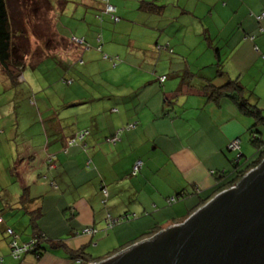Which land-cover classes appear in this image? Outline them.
<instances>
[{
	"label": "crops",
	"instance_id": "obj_1",
	"mask_svg": "<svg viewBox=\"0 0 264 264\" xmlns=\"http://www.w3.org/2000/svg\"><path fill=\"white\" fill-rule=\"evenodd\" d=\"M87 1L90 4L86 7L82 2L87 14H92L89 10L99 11L94 12V17L103 19L99 23L103 26L112 24L104 7L115 8L119 19L114 27L117 39L131 33L136 36L129 39L132 47L125 52L118 50L114 34L109 40L102 36V42H91L81 51L78 62L69 49L64 60L46 56L34 65L24 66L37 69L54 59L62 66L63 74L49 88L36 85L41 96H33L30 89L32 103L28 109L14 107L20 111L15 117L16 128L25 132L22 149L16 147L17 154L11 150V156L18 158L17 169L12 170L16 180L11 185L17 182L18 189L15 186L6 191L3 187L0 191V210H5L0 212L3 264H74L61 250L45 252L40 260L33 255L21 261L11 258L5 229L25 231L29 224L27 213L18 204L23 189L29 188L35 199L31 211L41 207L43 212L47 198H58L56 204L61 201L62 208L66 207L63 214L69 212L71 220L75 219L71 226L62 218L55 223L66 230L65 244L74 251L86 248L99 262L128 248L155 226L164 229L183 222L196 208L199 197L216 185L213 172L232 170L228 155L231 141L240 142L242 163L253 156L243 152L249 150L246 141L249 136L251 143L253 117L245 115L230 97L211 98L210 84L222 88L230 81L238 82L244 89L242 97L248 98L264 116V18L256 19L264 12V0H108L105 6L101 0ZM58 28L59 24L57 35L69 41L72 36L65 34L64 29L63 34L59 33ZM140 42L147 49H142ZM100 48L109 56H101ZM168 48L176 52L172 53L174 57ZM122 54L125 60L132 56L136 65L114 68L115 58ZM219 60L221 66H217ZM92 63L103 64L107 69L97 71ZM144 70L149 78L141 87ZM126 71H131L132 79L140 76V83L129 84L130 79L124 78ZM164 76L167 78L161 82ZM97 77L104 83H99V91L94 87ZM123 79L127 84L119 82ZM83 106L82 110L75 109ZM83 130L90 132L86 143L70 146L64 152L66 141ZM137 159L143 160L144 167L138 176L131 177ZM126 178L132 180L128 187L123 184ZM95 179L106 187L108 184L111 207L101 209L102 196ZM123 193L131 196L132 207L122 206L123 198L117 199ZM180 193L184 197L168 206L167 200ZM107 213L113 217L144 213L147 216L142 218H147L133 222L131 234L137 235L130 239L125 226L98 239L97 229L105 227ZM38 224L50 239L65 234L51 233L43 226L42 217ZM86 229L97 233L85 234ZM25 237L21 235L22 240Z\"/></svg>",
	"mask_w": 264,
	"mask_h": 264
},
{
	"label": "rangeland",
	"instance_id": "obj_2",
	"mask_svg": "<svg viewBox=\"0 0 264 264\" xmlns=\"http://www.w3.org/2000/svg\"><path fill=\"white\" fill-rule=\"evenodd\" d=\"M83 1H85L84 2L85 7L90 4L87 0H66L65 3L64 0H8L7 1L9 7V14L12 22V29L14 32V45L17 47L16 52L21 62V67L19 68L18 71L19 76L17 78V80H20L21 85H18V83L12 84L10 79L5 75L4 70L0 67V191L3 187L6 188V191L13 189L15 186L18 189L17 182L11 185V182L16 180V178L12 177V170L17 169L15 162L18 160L16 155L11 156V152H12L11 150L14 149L13 153L17 154V150L15 148L20 146V149H22L21 147V142L23 140L22 135L23 132H25V130H22V128L21 130L16 128L15 117L16 114L20 115V111L18 108L14 110L15 105L17 106L19 105L24 109H28L29 106L28 104L29 102L32 101V99L30 100L29 98V94H30L29 90L30 89L33 90L34 93L33 96H35V93L36 94L39 93L38 96H41L42 91L41 90L36 91L35 90L36 85L39 88H46V87L49 88L50 84H52L55 80L58 79L57 77H59V74L60 75L63 74V71L61 70L62 66L57 65L54 59H50L47 62H43L37 69L33 68V66L25 67L24 71L22 70V77H21L22 66L34 65L38 61L45 59L46 56H51V57L58 56L59 58L58 60L60 59L64 60L67 54L66 51H68L69 49H71V51L73 50L72 52H70V54L72 57H74V60H77L78 62L80 59L79 57L81 55V51L85 50L84 48H86L84 44L90 47L91 42L97 41L98 40L97 38L98 37L102 38V36L103 38L106 37L109 40V37L114 36L115 34L114 32H116L114 29V27L117 24L116 22L117 19L115 18L118 17L116 11L106 14V16H109L110 19H112L111 20L112 24H106L103 26L100 25L103 23V19L101 18L98 19V17L97 19H95L94 17V12L96 13H100V12L94 9L93 11L89 10L88 13H92L89 16L86 12L84 5L82 4ZM97 1L99 2L100 0ZM64 4H66V6L63 9ZM94 6L98 8L100 7V4L94 3ZM58 24H59V28H58L59 33L63 34V29H64L65 34L72 36L71 39H69V41H63L62 36L57 35L56 29ZM134 29L138 30L139 28L135 27ZM135 36L136 35L131 33L130 36H124V37L119 36L120 39H117V34H115L113 40H115L117 45L119 46L118 50L125 52L128 48L132 47L129 39H134ZM85 39L89 43H87ZM145 39L147 40L148 37L146 36ZM137 45H139V42L137 43ZM140 47L142 49H147L148 46L140 42ZM98 50L101 51L102 53L101 56L108 55V53L106 51H102L101 48ZM129 52L131 51L129 50ZM110 57H114V56L110 55ZM125 57L126 56L122 54L120 55L119 58L117 57L115 58L114 63L113 62H109V63L110 64L113 63L112 64L113 67L114 65H116V68L118 66H122L123 64L125 65L124 67L126 68H132V66L136 65L134 64V62H136L137 60L135 61L132 56H129V58L127 57V60H125ZM172 57H174L173 54ZM145 60L147 61V57L145 58ZM92 67L96 68L97 71L99 69L101 70L107 69L105 65L98 63H92ZM130 72L131 71H126L124 78L130 79L129 84H134L135 86L137 81L139 82L140 76L138 77V80L137 77L132 79V74H130ZM142 73L144 76H142L143 82L142 84H140V86L144 87L146 86L145 81H147L149 77H147L148 75L147 70H144ZM125 79L119 82L127 84V82H125L127 80ZM59 82H61V80H59ZM99 83L104 84L101 78L97 77L96 84H94L96 91L100 90ZM225 89L226 88L224 87L221 88V92L227 93L225 92L226 91ZM54 92L56 93V89L54 90ZM84 107L85 106L76 107L75 109L82 110L84 109ZM33 129L37 131V128L35 126L33 127ZM260 131L262 132L261 136L264 138L263 129L260 128ZM246 144L248 145L249 150L246 151L244 149L243 151L244 154L246 156L255 155L256 148L253 147V145L250 143L249 136L246 141ZM238 151L240 153V150L229 151L230 153H228V155L230 156L231 160H234L236 158V155H233L232 152L236 153ZM123 181H124L123 184L127 185V187L132 182L131 179L128 180L127 178L124 179ZM94 183L98 185L97 187H99V193L102 196V200L100 203L101 209H104L106 206L111 207L112 205L111 199L109 200L108 198H106V196L103 197L102 195L101 187L103 183H101L100 179L99 180L95 179ZM4 184L5 186H3ZM83 188L84 187L81 188L82 191ZM107 188H109L108 184H107ZM143 195L146 196L145 193ZM172 198H169V201L168 200L167 201L170 202V199ZM105 199H107V202L106 204H103L102 201H104ZM117 199L119 201L122 199L123 200L122 206L125 205L127 208L132 207L134 205L131 200V196L128 193L117 195ZM46 200H49V202L45 201V205H43V213H44V215L42 216L43 226L46 227L47 230H49L54 235H60L61 233H65L66 230L62 229L59 226L57 227L55 225L56 221L62 218L65 220V222L70 224L69 226H71V224L75 221V219L71 220L72 215L69 212L65 215L63 214V212L66 210V207L62 208L63 206L61 201L56 204L58 198L49 197ZM108 214L109 213L105 214V216ZM129 215H130L129 220L124 219L114 227V228H118L125 226V234L131 235L127 237L128 239L137 235V234H133L132 236L131 234L133 231L132 228L133 222H136L138 220H140V222H143V220L147 218V217L142 218L143 216H147L144 213L129 214ZM106 218L103 221L105 227L102 230L97 229V231H99L97 235L100 236L98 237V239H100L101 237H107L108 235H111L114 230V228L111 229L108 228V223ZM112 218L113 220H115L119 217L112 216ZM30 230H31L30 228H27L25 229V231H23L22 229L19 231L22 232L21 233L22 236H29L31 233ZM66 235L67 234L65 233L64 235H61V237L57 239L66 240L67 239ZM100 248L104 249V246L101 245ZM91 253L93 252L91 251Z\"/></svg>",
	"mask_w": 264,
	"mask_h": 264
},
{
	"label": "water",
	"instance_id": "obj_3",
	"mask_svg": "<svg viewBox=\"0 0 264 264\" xmlns=\"http://www.w3.org/2000/svg\"><path fill=\"white\" fill-rule=\"evenodd\" d=\"M89 264H264V159L183 222Z\"/></svg>",
	"mask_w": 264,
	"mask_h": 264
},
{
	"label": "trees",
	"instance_id": "obj_4",
	"mask_svg": "<svg viewBox=\"0 0 264 264\" xmlns=\"http://www.w3.org/2000/svg\"><path fill=\"white\" fill-rule=\"evenodd\" d=\"M7 1L8 0H0V67L4 70L5 75L10 79L12 84L18 83V85H21L20 80H17L19 76L18 71H19V68L21 67V62L16 52L17 47L14 45V32L12 29V22H11V17L9 14V7L7 4ZM65 2L66 0H64V3ZM65 6L66 4H64L63 9ZM153 6L154 5H152V8ZM154 8L158 9V7L156 6H154ZM262 14L257 16L256 19L258 20V17L262 16ZM160 49H162V47ZM168 52H170L171 54L172 53L176 54V52H174L170 48H168ZM221 64L223 63L222 61L219 60L217 66H221ZM23 68H24V65L21 68V73H22V70H24ZM64 80L66 79L63 78V81ZM210 86L213 87L211 89L212 91L211 98L217 99L223 95L230 97L236 101L239 108L244 112L245 115H250L253 117L254 124L251 128V131H252L251 143L253 147L256 148V150H255V155H253L249 159H246L244 163L240 161L243 157L239 159V162L236 161L237 154H238L236 152V158L234 160H231V163L233 166L232 170L223 171V172L214 171L216 185L213 187V189L209 190L208 192H205L199 197V203L196 205V208L192 212H190L186 218H188L194 211H196L199 207L204 205L206 202H208L218 193L235 186L245 176V174L248 171L257 167L261 163V161L264 159V138L261 136L262 132L260 131V128H262L263 133H264V116L262 115L261 110L256 105H253L252 103H250L248 98L242 97L244 89L238 82H235V81L228 82L226 87H224L226 88L225 92L227 93L221 92V88H215L211 84ZM133 127L135 128V125ZM89 133H90L89 130H83L77 133L75 137L70 138L68 141H66L65 145L67 146L64 148L63 151L68 152V148L70 146H75L77 144L84 145L86 143V139H85L86 135H88ZM51 158L52 159L49 160L50 164H52L53 159H54L53 157ZM137 161H141L142 166L140 170L137 171L136 174H134V167ZM143 167H144L143 160L137 159L135 163L133 164V167L131 170V176L133 177L138 176L141 173ZM44 179H46V177H44ZM3 189L4 188H2V190ZM101 189H102L103 197L106 196V198H108L109 196L108 190H107V187L104 185V183ZM184 195H185L184 193H180L177 196H174V201L172 202H168L169 201L168 199L167 202L169 206H173L174 204L179 202L184 197ZM18 199H19L18 204L21 207L20 209L22 211L25 210V213H27L28 215L29 224L28 226L26 225V227L31 229L30 230L31 233L29 236H26L22 240L21 233L19 231L16 232V230L13 227H7L5 229V232L9 238L11 258L17 261H21V259H24L25 256L33 255L36 259L40 260L41 257H43L45 252H49L50 250H61V251H64V254L67 255L69 259H71L74 262V264H89L92 262H96V258L93 257L89 252H87L86 248H80L79 250H75V251L70 250L65 244L64 242L65 240H62V239L55 240V239H50L47 237V235L40 229L39 224H38L40 217L43 216L42 208L36 207L32 211L30 209L32 203L35 202V199H33L32 195L30 194L29 188L23 189ZM3 200L4 199L2 198L1 204H3ZM106 202H107V199L102 201L103 204H106ZM4 211H5L4 209L0 210L1 213H3ZM106 217H107L106 220L108 223V228L111 229V228H114L122 220L124 219L129 220L130 215L124 214L120 216L119 218L115 219L114 223H111V220H113V218L110 214L106 215ZM0 220H1L0 224H2L3 219L0 218ZM9 230H11L12 233H9ZM160 230H162L161 226H158V227L155 226V228H152L150 231L139 236L135 240V242H133V244L154 236ZM95 232L97 233V231ZM25 247H26L25 251L24 250H22L21 252L16 251L17 249H23ZM110 256L111 255H109L108 257ZM4 261L5 259L3 257H0V264H3Z\"/></svg>",
	"mask_w": 264,
	"mask_h": 264
},
{
	"label": "built area",
	"instance_id": "obj_5",
	"mask_svg": "<svg viewBox=\"0 0 264 264\" xmlns=\"http://www.w3.org/2000/svg\"><path fill=\"white\" fill-rule=\"evenodd\" d=\"M109 10H111L110 7L108 8V11H109ZM263 17H264V13L262 14V16L258 17V20L262 19ZM228 148H229V150H231V151H237V150H240V153H239V151L237 152V153H238V154H237V158H238V159L241 158V156H242V153H241V145H240V142H239L238 140H233V141H231V142L229 143V145H228ZM141 166H142V162H141V161H137L136 164H135V167H134V174H136L137 171L140 170ZM172 201H174V198H172V199L170 200V202H172ZM0 221H1V220H0ZM114 221H115V220H111V223H114ZM93 232H95L93 229H86V230H85V233H88V234H91V233H93ZM9 233H12V231L9 230ZM14 246H15V245H14ZM22 250L25 251V250H26V247L23 248V249H17L16 251L21 252ZM16 251H15V252H16ZM26 252H27V251H26Z\"/></svg>",
	"mask_w": 264,
	"mask_h": 264
},
{
	"label": "clouds",
	"instance_id": "obj_6",
	"mask_svg": "<svg viewBox=\"0 0 264 264\" xmlns=\"http://www.w3.org/2000/svg\"><path fill=\"white\" fill-rule=\"evenodd\" d=\"M102 1V3H103V5L105 6V4L104 3H106L107 4V2H108V0H101ZM111 8V10H109L108 11V8ZM114 11H116L115 10V8L112 6V5H106V7H104V12L107 14V13H110V12H114ZM264 18V17H263ZM75 39V38H74ZM77 39V38H76ZM98 41L99 42H102V38L101 37H98ZM88 46H86V48H87ZM159 49L161 48L160 46L158 47ZM167 77L166 76H164V77H162V78H160V80H161V82H163V81H165V79H166ZM229 149V148H228ZM241 157H243V155L241 156ZM238 159V158H237ZM213 175H214V172H213ZM94 230V229H93ZM95 231V230H94ZM84 233H85V231H84ZM94 233V232H93ZM93 233H91V234H93ZM85 234H88V233H85ZM91 234H89V235H91ZM93 263V262H92Z\"/></svg>",
	"mask_w": 264,
	"mask_h": 264
},
{
	"label": "bare ground",
	"instance_id": "obj_7",
	"mask_svg": "<svg viewBox=\"0 0 264 264\" xmlns=\"http://www.w3.org/2000/svg\"><path fill=\"white\" fill-rule=\"evenodd\" d=\"M115 19H117L116 21H118L119 19H118V17H116Z\"/></svg>",
	"mask_w": 264,
	"mask_h": 264
}]
</instances>
